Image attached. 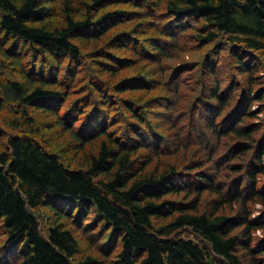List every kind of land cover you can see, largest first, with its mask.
Instances as JSON below:
<instances>
[{
  "label": "trees",
  "instance_id": "trees-1",
  "mask_svg": "<svg viewBox=\"0 0 264 264\" xmlns=\"http://www.w3.org/2000/svg\"><path fill=\"white\" fill-rule=\"evenodd\" d=\"M49 2L0 0V264H264V0Z\"/></svg>",
  "mask_w": 264,
  "mask_h": 264
},
{
  "label": "rangeland",
  "instance_id": "rangeland-1",
  "mask_svg": "<svg viewBox=\"0 0 264 264\" xmlns=\"http://www.w3.org/2000/svg\"><path fill=\"white\" fill-rule=\"evenodd\" d=\"M64 0H52V2H49V6L53 7V11H55L56 13L59 12L61 13L62 10V6L61 4H63ZM52 19H58L59 17L57 15H54ZM51 22L53 24H58L57 21H53L51 20ZM186 58V57H185ZM173 62H176V60H174ZM144 66V65H143ZM142 63H141V68L143 72H146L149 68H143ZM148 67V66H146ZM145 74V73H144ZM264 73H261V76H263ZM157 76L159 77V73L157 74ZM129 98V97H127ZM31 110V109H30ZM33 111V110H31ZM154 111V110H152ZM10 112V109H6L3 110V115L4 114H8ZM145 114L146 113H151V111H149V108L146 107L145 108ZM32 116L35 117L34 119V126H33V130H36V133H38V138L40 140H42L48 147L50 146L51 149H53L54 151H57L60 155L63 156V158L65 159V161H67L68 163L71 162H77L79 161V157L80 155H77L75 153H73V151H71V149H69L68 145V135H62L60 132V129L57 126H51L54 124V120L51 118H47L42 112H32ZM263 116V115H262ZM160 119V118H159ZM168 121L164 122V125L168 126L169 123H167ZM0 126H2V124H0ZM200 129L202 130V127H200ZM186 130V126H182L180 124L179 127L177 128H171V126L169 127V133L167 132V134H171L173 137L172 138H176L178 135H181L184 131ZM202 132V131H201ZM166 133V132H165ZM204 133V132H203ZM158 135V134H157ZM183 137V134H182ZM208 137V136H207ZM162 139H167L168 140V136H163L161 137ZM210 138V137H208ZM174 140V139H173ZM184 143H182V147L178 150L176 147H172L170 145V150L168 152H166L167 154H163L162 159L164 162H169V161H177L179 162V164H183V163H188L189 161L193 160V159H203L204 163H205V151H203V149H201L200 146L198 145H190L188 144L184 137H183ZM207 141V140H206ZM205 141V142H206ZM210 142L208 144V148L212 149L214 147H216L217 142L215 140H211V141H207ZM196 144V143H194ZM169 156H174L173 158H167ZM205 169V166L203 167ZM185 171V170H182ZM40 216L42 219V224L43 226H45L46 229H48V227L51 225V216L49 215V213L45 210H40ZM259 216H261V218L264 216V214L259 215L258 211L254 212V218H258ZM264 219V218H263ZM262 219V221H264ZM47 225H49L48 227H46ZM77 229V238L79 240V244H80V248L82 250H89L90 248L93 250L92 247H90L91 245L89 244L90 241H88V238L86 235H84V233L82 232L81 228H76ZM264 236V230H259L257 232V237H262ZM89 237V235H88ZM94 250L96 251V249L94 248ZM243 250H241L242 252Z\"/></svg>",
  "mask_w": 264,
  "mask_h": 264
}]
</instances>
